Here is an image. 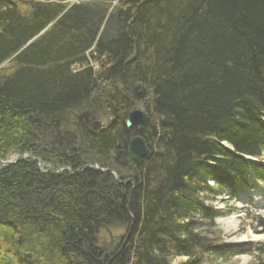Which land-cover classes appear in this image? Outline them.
Listing matches in <instances>:
<instances>
[{
    "label": "trees",
    "instance_id": "trees-1",
    "mask_svg": "<svg viewBox=\"0 0 264 264\" xmlns=\"http://www.w3.org/2000/svg\"><path fill=\"white\" fill-rule=\"evenodd\" d=\"M95 96L114 123L57 148L49 131ZM135 135L148 153L128 164ZM20 155L0 165V264H264V242L225 244L230 211L208 205L264 176V0H0V160ZM109 155L119 181L87 167ZM109 227L124 236L103 258Z\"/></svg>",
    "mask_w": 264,
    "mask_h": 264
},
{
    "label": "rangeland",
    "instance_id": "rangeland-1",
    "mask_svg": "<svg viewBox=\"0 0 264 264\" xmlns=\"http://www.w3.org/2000/svg\"><path fill=\"white\" fill-rule=\"evenodd\" d=\"M96 97L97 96H95L94 99L90 101L85 111L90 112L93 116H95L98 119V121L104 123L106 122L109 116L108 113L106 112V107H102L101 103H99ZM79 113L80 112H78L77 114ZM71 121L74 122L76 120H74V118L71 117ZM69 130L74 132L75 129L70 125ZM75 145L76 147L85 146L83 142L80 143V139L79 140L77 139ZM225 148L228 149L226 146ZM229 150L232 151L231 149ZM14 158L16 157H13V159ZM109 158L110 159H108L107 157H103L102 160L103 162L106 163V168L104 167L100 169V166L97 165V167L101 172H105V170L114 171L109 167L113 164L112 155ZM254 161H257L259 164L264 166V157L261 160H254ZM209 185H212V183H210ZM263 195L264 193L255 195L256 203L260 204L262 203V201H264ZM225 199L226 198L223 197L222 202L215 201V202H210L208 204L215 208H222L224 210L228 209V211H230L225 217L216 220V225L218 227L219 232H221L224 243L231 246L243 245L245 243H250L253 246L261 245L264 242L263 235L255 234L253 232L254 224L251 222V218L250 217L248 218L247 215L242 212V205L238 202H234L230 204L228 208L227 205L223 203ZM254 214L256 215L258 214L264 218V205L260 206L259 210H257L256 213ZM122 236H124V230L120 228L109 227L107 229H103L98 236V240H99L98 248L102 251V253H105V250L108 249L109 245L111 246L113 245L117 247L118 243L120 242V238ZM183 261L184 259L182 258H176L172 261V264H179ZM254 262L255 259L249 256H238L226 264H257V262L255 263ZM215 264H223V263L222 262L219 263L218 261Z\"/></svg>",
    "mask_w": 264,
    "mask_h": 264
},
{
    "label": "flooded vegetation",
    "instance_id": "flooded-vegetation-1",
    "mask_svg": "<svg viewBox=\"0 0 264 264\" xmlns=\"http://www.w3.org/2000/svg\"><path fill=\"white\" fill-rule=\"evenodd\" d=\"M108 107L109 106L106 107V112L108 113L109 117L106 120V122H104V123L98 121V119L95 116H93L90 112H81L79 114L71 113V117H73L74 120H76V121L73 122V121L70 120L68 122V128L71 125V127H74V129H75L74 132L70 131V130H64V129L63 130L62 129L61 130H56V131H53V130L49 131V134L51 135L52 139L55 140L58 137L60 138L58 140V142H57V144H58L57 148L59 147V145L64 144V142H62L61 139H63V137L65 135H67V137H68L67 141H71L73 143H76L77 139L78 140L80 139V143H81V142L84 141V134H85V136L87 135V136H93L94 137V136H97L100 132H103V131L107 130L109 127H111V125L115 121V114H114V112L112 111V109L110 107H109L110 109L108 110ZM84 114H87V116H84ZM96 123H99L101 126H100L99 130H97L95 135H91L89 133V131H91L93 129V127H94V125ZM124 127H125V125H124ZM136 131L140 132L138 130H136ZM135 137H141V136L140 135H135L129 140V142ZM57 148H55V150ZM64 150H66L65 147H64ZM52 151H54V150H52ZM109 157L107 156L108 159H109ZM95 166H97V164L88 165L87 167L96 169ZM52 169H53L52 166L48 165V168L46 170H44V171H48V172L52 171L54 173H61L63 170H66L67 172H69V169H66V168L63 169V168L56 167L55 169H53V170Z\"/></svg>",
    "mask_w": 264,
    "mask_h": 264
},
{
    "label": "water",
    "instance_id": "water-1",
    "mask_svg": "<svg viewBox=\"0 0 264 264\" xmlns=\"http://www.w3.org/2000/svg\"><path fill=\"white\" fill-rule=\"evenodd\" d=\"M150 1L158 2L159 0H150ZM109 109L110 108L108 107V110ZM84 116H87V114H84ZM144 120H145L144 113L141 110H134L127 115V118L124 122V125H125V128L127 130L136 129V130L140 131L142 128V125L144 123ZM100 126L101 125L99 123H96L94 125L93 129L91 131H89V133L91 135H95L97 130H99ZM147 153H148V148H147L144 140L141 137H135L129 142L128 147H127V154H128V162L129 163L139 161L140 159L144 158L147 155ZM24 158L34 160L31 155H26V156L20 155L18 157V159L14 160V161H1L0 160V165L1 166H10L12 164H15L18 161H21ZM38 167L41 168L40 162H38ZM95 168H96V170H99V168L97 166H95ZM46 172H48V171H44V173H46ZM105 172L111 173L112 175L115 176L116 181H119L118 175L115 171L105 170Z\"/></svg>",
    "mask_w": 264,
    "mask_h": 264
},
{
    "label": "bare ground",
    "instance_id": "bare-ground-1",
    "mask_svg": "<svg viewBox=\"0 0 264 264\" xmlns=\"http://www.w3.org/2000/svg\"><path fill=\"white\" fill-rule=\"evenodd\" d=\"M132 163H134V162H132ZM132 163H129L128 162V164H132ZM258 169H259V167H258ZM250 170H252V169H250ZM253 171L254 170L251 171L252 176H255L256 172H253ZM114 178H115V176H114ZM118 178H119V175H118ZM247 188L249 189L248 192L243 193V194H240L238 197H234L233 198V201L234 202H238V203H240L242 205V212L245 213L246 215L249 212V206L252 209H254V210L257 211V210H259V207L260 206H263L264 205V201H262V203H260V204L259 203H256V201H255V195L256 194L264 193V176L260 175L259 177L252 178L248 182ZM229 196H231V192H226L221 197H218L216 201H218V202L221 201L222 202L223 197H225L226 199H225V201L223 203L229 202ZM242 246H246L248 248L254 247L250 243H245ZM113 247H114L113 245L112 246L110 245L109 248L105 250V253H103V258H105L107 255H109L110 252H112ZM240 256H246V255L243 254V255H240Z\"/></svg>",
    "mask_w": 264,
    "mask_h": 264
}]
</instances>
